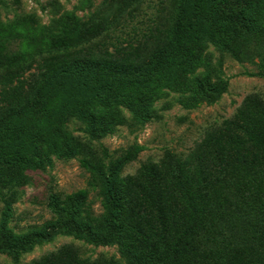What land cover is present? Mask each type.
<instances>
[{
	"label": "trees",
	"instance_id": "16d2710c",
	"mask_svg": "<svg viewBox=\"0 0 264 264\" xmlns=\"http://www.w3.org/2000/svg\"><path fill=\"white\" fill-rule=\"evenodd\" d=\"M152 2L103 0L88 18L66 13L56 21L64 45L56 53L21 67L0 61V250L26 252L50 238L47 222L30 225L22 235L12 233L11 193L18 176L46 166L51 152L62 151L65 157L81 156L89 176L84 189L64 196L51 192L48 206L59 220L53 230L97 245L117 243L133 264H155L138 247L143 242L164 244L170 253L164 264H206L211 258L189 247L209 229L212 193L239 169L264 165V99L250 97L238 114L208 129L187 156L175 153L145 163L133 176L122 172L144 145L110 154L94 141L122 126L143 128L157 115L155 103L172 94L185 108L222 97L228 84L219 78L224 61L212 64L211 47L254 66L245 75L264 79V0H159L132 33L115 34L126 14L141 13ZM82 5L89 6L85 0ZM115 13L119 17L112 21ZM77 34L87 39L70 48L67 42ZM252 180L255 186L234 180V188L255 189L253 196L264 207L263 183ZM92 192L104 209L99 216L89 201ZM59 256L69 258V251L31 264H53ZM74 264L120 263L77 256Z\"/></svg>",
	"mask_w": 264,
	"mask_h": 264
},
{
	"label": "rangeland",
	"instance_id": "374dc122",
	"mask_svg": "<svg viewBox=\"0 0 264 264\" xmlns=\"http://www.w3.org/2000/svg\"><path fill=\"white\" fill-rule=\"evenodd\" d=\"M82 1L0 0V61L6 65L21 67L42 56L56 53L57 49L64 46L58 41L56 21L66 13L68 17L78 15L88 18L103 2L85 0L89 5L85 7ZM158 6L159 0H153L150 6L147 3L144 5L145 10L142 9L141 13L136 11L134 15L126 14L127 20L122 24L123 20L120 21L121 25L115 34L129 35L133 32L132 26L138 24V21L148 20ZM118 17L115 13L112 21ZM142 30H145L144 27H141L140 31ZM71 36V41L67 42L68 46L71 45L70 48L87 39L86 36L78 34ZM2 52L10 53L11 57H3ZM208 54L214 65L220 59L224 61L223 73L219 78L228 81V84L222 97L216 98L210 104L203 103L185 108L177 102L179 95L172 94L155 103L157 115L143 128L132 130L128 126H122L117 132L108 134L100 141H94L96 145L102 143L110 154L134 143L145 146L146 149L138 158L125 167L123 177L133 176L143 164L163 161L168 155L176 153L187 156L203 140L208 129L238 114L250 97L256 100L264 99V79L245 75V72L253 70L254 66L224 57L216 47H211ZM58 149L59 147L54 151ZM119 153L121 152L117 154ZM48 158L50 161L46 166L34 170L27 169L22 176H18L20 182L11 193L14 194L16 202L9 212L8 227L17 236L28 232L30 225H42L47 222L45 227L51 233L50 238L38 242L26 252L8 253L0 250V264H31L62 250L69 251V258L59 256L53 260V264H74L77 256L89 261L106 259L120 264H133L117 243L97 245L90 243L87 238L69 234L61 229L53 230L58 227L59 220L48 206L51 192L64 196L84 189L87 187L89 173L81 166L79 155L65 157L62 151H59L51 152ZM165 169L171 173L168 168ZM13 173L15 170L11 172L12 176ZM253 178H257V182H262L264 186V165L257 169H239L229 175L225 180L227 182L212 193L209 203V229L189 247L190 250L198 251L197 254L202 251L210 254L211 258L205 261L206 264H264V207L254 198L255 189L248 188L241 192L234 188V180H243L245 184L255 186ZM100 200L95 192L90 194L89 201L93 204L97 216L104 213ZM3 208L0 202V222L4 217ZM126 220H129V217ZM49 224L50 226H47ZM138 247L142 253L152 256L155 264H164L170 255L164 244L158 241L148 244L143 242ZM180 254L182 250L179 257L182 256Z\"/></svg>",
	"mask_w": 264,
	"mask_h": 264
}]
</instances>
